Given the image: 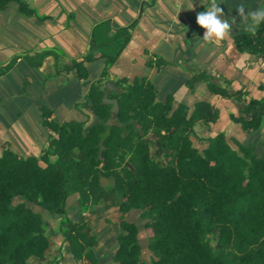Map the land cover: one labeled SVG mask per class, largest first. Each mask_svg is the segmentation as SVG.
Segmentation results:
<instances>
[{
	"label": "trees",
	"instance_id": "trees-1",
	"mask_svg": "<svg viewBox=\"0 0 264 264\" xmlns=\"http://www.w3.org/2000/svg\"><path fill=\"white\" fill-rule=\"evenodd\" d=\"M10 1L30 14L21 0H0V10ZM235 42L239 52L264 58V22ZM112 62L86 97L95 123L58 124L44 113L43 125L53 137L41 155L20 157L9 149L0 155V264L46 260L53 232L43 214L59 218L75 264H96L95 237L83 218L72 222L66 216L65 201L73 194L82 212L110 196L122 214L139 211L144 228L154 234L147 244L152 259L142 261L138 227L121 220L114 264H264V141L257 148L237 144L235 150L219 133L199 151L190 140L193 128L214 123L217 111L206 103L192 110L174 107L171 97L156 102L145 82L113 93L119 111L110 117L102 96ZM71 68L79 70L81 63ZM198 80L212 94L239 103V116L230 118L242 131L260 129L263 100L243 101L241 92L232 94L204 75L193 82ZM101 180L111 181L108 190Z\"/></svg>",
	"mask_w": 264,
	"mask_h": 264
},
{
	"label": "crops",
	"instance_id": "crops-1",
	"mask_svg": "<svg viewBox=\"0 0 264 264\" xmlns=\"http://www.w3.org/2000/svg\"><path fill=\"white\" fill-rule=\"evenodd\" d=\"M21 1L29 15L14 1L0 10V155L7 149L20 157L41 155L53 137L43 125L44 113L58 124L95 123L86 97L110 59L103 94L107 82L116 90L108 93L109 99L135 82H145L154 88L156 102L171 97L174 107L183 104L192 110L206 103L217 111L214 123L199 122L193 128L190 140L199 151L219 133L235 150L237 144L257 148L264 141V123L257 131H242L230 118L239 116V103L212 94L203 80L193 82L204 75L232 94L241 92L243 101H264V58L239 52L235 42L258 28L247 30L236 7L255 10L264 7V0H217L223 18L230 20V35L207 42L195 24L207 0ZM74 63H81V69L71 68ZM65 205L68 219L83 218L88 235L95 237V263L114 264L120 222L135 224L140 212L122 214L110 196L84 212L77 194ZM42 220L53 232L51 245L46 260L31 264H75L59 233V218L43 214Z\"/></svg>",
	"mask_w": 264,
	"mask_h": 264
},
{
	"label": "clouds",
	"instance_id": "clouds-1",
	"mask_svg": "<svg viewBox=\"0 0 264 264\" xmlns=\"http://www.w3.org/2000/svg\"><path fill=\"white\" fill-rule=\"evenodd\" d=\"M219 5L217 0H207L204 10L195 16V24L204 30L201 39L206 42L209 40L219 41L230 35V20L223 18V12ZM251 9L246 11L243 4L238 5L235 9L236 14L245 22L244 26L247 30H254L264 22V7Z\"/></svg>",
	"mask_w": 264,
	"mask_h": 264
},
{
	"label": "rangeland",
	"instance_id": "rangeland-1",
	"mask_svg": "<svg viewBox=\"0 0 264 264\" xmlns=\"http://www.w3.org/2000/svg\"><path fill=\"white\" fill-rule=\"evenodd\" d=\"M110 180H103L102 187L105 190H108L111 186ZM16 202V201H15ZM43 216V215H42ZM135 225L138 227V234H137V240L139 241V244L141 246V260L149 262L152 259L151 252L147 249L148 240L150 237H152L154 234L149 230L144 228L145 221H143L140 217H135ZM142 220V221H141ZM46 224V223H45Z\"/></svg>",
	"mask_w": 264,
	"mask_h": 264
},
{
	"label": "water",
	"instance_id": "water-1",
	"mask_svg": "<svg viewBox=\"0 0 264 264\" xmlns=\"http://www.w3.org/2000/svg\"><path fill=\"white\" fill-rule=\"evenodd\" d=\"M105 89H106V93L103 94V97H102V103L105 104V105H108L110 106V116H114L118 113L119 111V107H118V103L115 99H109L107 97L108 93L112 90H116L115 88V85L113 83H110V82H107L105 83ZM148 139H151L153 141L156 140L155 137H148ZM70 256L72 257V254H70Z\"/></svg>",
	"mask_w": 264,
	"mask_h": 264
}]
</instances>
